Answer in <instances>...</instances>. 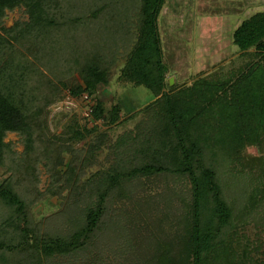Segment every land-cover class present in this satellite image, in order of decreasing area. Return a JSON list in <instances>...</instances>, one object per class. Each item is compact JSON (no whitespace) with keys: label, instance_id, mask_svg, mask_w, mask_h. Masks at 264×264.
<instances>
[{"label":"trees","instance_id":"obj_1","mask_svg":"<svg viewBox=\"0 0 264 264\" xmlns=\"http://www.w3.org/2000/svg\"><path fill=\"white\" fill-rule=\"evenodd\" d=\"M166 1L0 0V16L3 6L29 15L0 33V167L10 172L0 264H264V10L230 28L238 67L178 83L159 30ZM24 51L46 72L33 77ZM120 58L118 80L154 94L127 116L134 125L114 140L106 131L86 140L74 122L50 136L48 108L62 91L92 97ZM91 111L108 127L122 122L117 103L105 114L95 98ZM8 132L20 136V156ZM38 164L60 203L34 221L29 204L43 193L25 183L37 182Z\"/></svg>","mask_w":264,"mask_h":264},{"label":"rangeland","instance_id":"obj_2","mask_svg":"<svg viewBox=\"0 0 264 264\" xmlns=\"http://www.w3.org/2000/svg\"><path fill=\"white\" fill-rule=\"evenodd\" d=\"M2 10L0 33L3 35H6L4 29L15 34V26L23 25L29 20L25 6L13 9L3 6ZM262 10H264V0H167L159 15V30L164 58L171 70L168 76L178 83H188L201 72L206 75L208 72L212 74L221 69L238 67L242 59L237 53H233L235 51L231 46L230 27ZM24 52L26 55L24 58L29 61L30 68H34L33 77L39 74L40 69L46 72L44 62L36 61L32 55ZM123 64L124 59L120 58L111 70L108 83L98 86L92 97H87L86 94L75 97L64 89L61 93L62 97L48 108V134L50 136L63 134L66 124L74 122L85 128L86 140L94 138L102 131H106L108 138L114 140L124 130L132 127L136 119H128L127 116L153 100L154 94L144 86H135L130 82L118 80L119 69ZM36 80L40 79L36 78ZM95 98L102 101L105 114L117 103L121 107L119 122H122L108 127L101 119H95L92 111L90 112ZM4 141L19 156L23 152L24 144L17 133L8 132ZM83 145V141L76 142L74 147L79 149ZM250 150L255 152V149ZM106 151L105 147L97 156V161L102 165H105ZM64 155L66 158L69 157L67 153ZM99 168V164L87 168L81 179H86ZM37 169V182L25 183V187L36 188L43 193L37 196L36 201L29 204L28 213L34 221H40L54 214L60 203V199L56 196L52 197L46 193L47 188L50 187V176L45 167L38 164ZM9 173L4 166H1L0 182ZM160 186L161 184L157 186L154 182H150L145 187L156 193L160 191ZM34 191L32 189L27 192L22 191L25 200H30ZM42 226L40 225V228Z\"/></svg>","mask_w":264,"mask_h":264},{"label":"water","instance_id":"obj_3","mask_svg":"<svg viewBox=\"0 0 264 264\" xmlns=\"http://www.w3.org/2000/svg\"><path fill=\"white\" fill-rule=\"evenodd\" d=\"M171 82H172V79H171Z\"/></svg>","mask_w":264,"mask_h":264},{"label":"crops","instance_id":"obj_4","mask_svg":"<svg viewBox=\"0 0 264 264\" xmlns=\"http://www.w3.org/2000/svg\"><path fill=\"white\" fill-rule=\"evenodd\" d=\"M230 28H232V27H230Z\"/></svg>","mask_w":264,"mask_h":264}]
</instances>
